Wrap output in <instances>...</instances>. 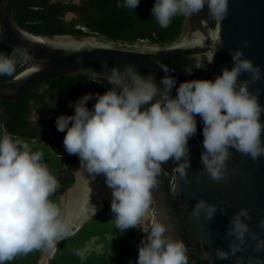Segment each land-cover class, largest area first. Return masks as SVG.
<instances>
[{
	"label": "clouds",
	"instance_id": "obj_1",
	"mask_svg": "<svg viewBox=\"0 0 264 264\" xmlns=\"http://www.w3.org/2000/svg\"><path fill=\"white\" fill-rule=\"evenodd\" d=\"M82 2L71 0L75 6ZM140 2L118 0V7L136 9ZM205 8L211 18L223 21L229 14L230 0H155L151 12L160 27L167 28L178 15L190 17ZM76 15L69 10L63 19L67 23ZM18 55L30 58L26 50H20ZM16 56L0 54V75L15 72ZM231 56L233 66L224 67L215 78L179 84L166 66L159 83L154 76L138 72L134 64L123 69L112 66L110 73L105 74L106 83L111 86L106 92L86 93L75 102L70 101L74 114H61L55 120L57 130L66 132L64 149L79 157L78 170L93 178L104 175L111 189L116 226L123 232L135 227L147 233L138 245V257L129 264H189L188 246L173 235L172 224L157 219L149 226V218L154 190L159 186L163 165L170 158L178 162L175 171L179 178L190 183L189 141L198 131L197 116L203 123L204 137L201 174L206 173L214 181L227 177L233 148L253 160L264 155L262 90L251 89L264 77V70L245 57L243 48L231 51ZM213 59L214 54L207 61L211 63ZM203 67L205 63L198 61L186 65L184 71L190 75ZM244 73L248 77L241 80ZM93 99L95 103L90 108L88 102ZM55 106L54 100L52 107ZM31 119L38 122V111ZM35 143L9 132L0 123V264L34 249L54 252L70 231L71 222L60 218V208L49 199L57 191L59 181L43 162V153L33 151L31 145ZM93 209L97 211L95 205ZM218 210H223L220 204L201 198L192 215L203 214L211 220ZM250 219L248 208L232 215L226 232V237L232 238L230 249L217 248L216 259L224 260L246 250L248 236L252 235ZM260 227L264 228V219ZM252 238L256 240L254 235ZM255 250L264 251V239L257 240ZM236 264H244L243 257H238ZM247 264L256 262L249 259Z\"/></svg>",
	"mask_w": 264,
	"mask_h": 264
},
{
	"label": "water",
	"instance_id": "obj_2",
	"mask_svg": "<svg viewBox=\"0 0 264 264\" xmlns=\"http://www.w3.org/2000/svg\"><path fill=\"white\" fill-rule=\"evenodd\" d=\"M0 25L3 26L0 42L18 51L26 50L30 57L12 78L0 80V99L14 102V110L1 122L3 124L14 117L24 93L41 82L60 76L105 79L112 66L123 69L131 63L141 74L154 76L157 83L166 74L165 66L177 77L178 84L191 79H212L222 74L224 67L233 66L231 51L239 48H243L245 57L264 70V0H230L229 14L223 21L211 18L207 8L185 17L183 33L168 45L149 40L130 43L93 33L36 34L17 22L12 0H0ZM213 54L214 59L209 63L207 60ZM198 61L204 62L205 67L194 69L190 75L184 71L186 65ZM247 77L248 74L244 73L240 79ZM258 88L262 90L260 101L264 104V77L251 86L252 91ZM172 94H176V88L172 89ZM197 120V134L189 141L191 166L187 179L190 183L179 178L175 171L178 162L170 158L163 165L159 186L154 190V215L171 223L173 235L185 241L189 264H236L238 257H243L244 264L249 259L264 264V251L255 250L257 240L264 239V228L260 227V221L264 219V155L253 160L233 148L227 162L229 175L219 181L212 180L200 172L204 167L201 161L204 137L199 116ZM17 136L28 141L38 142L40 139V135L35 138ZM78 176L76 182L66 189L68 199L78 187ZM201 198L220 204L223 210H218L211 220H206L203 214L193 216L192 209ZM102 207L98 201L96 212ZM241 208H248L251 213L248 223L252 235L248 236L246 250L224 260L216 259L217 248L230 249L232 238L226 237V232L232 215ZM96 212L89 211L72 224L68 235L77 232ZM64 214L65 209L60 217L62 220ZM55 251L47 249L41 264H48Z\"/></svg>",
	"mask_w": 264,
	"mask_h": 264
},
{
	"label": "trees",
	"instance_id": "obj_3",
	"mask_svg": "<svg viewBox=\"0 0 264 264\" xmlns=\"http://www.w3.org/2000/svg\"><path fill=\"white\" fill-rule=\"evenodd\" d=\"M12 2L17 22L22 28L36 34L93 33L108 39L130 43L149 40L168 45L183 33L185 16L182 15L175 17L167 28L160 27L151 12L155 0H141L136 9L118 7V0H83L79 6L73 5L71 0L68 3H65V0H57L55 4L51 3V0H12ZM69 10L76 12L78 17L66 23L63 17ZM78 28H85V30L80 31ZM13 53L17 54L18 61L15 72L12 75H0V80L12 78L26 63V59L19 57L17 49L0 42V54L12 56ZM93 81L105 83L97 84ZM47 82L50 90L57 94L61 106L68 96L79 98L86 93L103 94L111 87L105 79H93L88 76H60L49 79ZM31 99L42 102L44 95L32 88L21 96L16 114L4 123L9 132L35 138L37 129L32 127L27 119L28 103ZM0 107H3L5 113L0 116L1 123L11 116L14 102L0 99ZM60 114H62L61 111ZM65 135L66 133L57 141H51V149L48 145L38 142L32 144L39 148L38 150L43 153L44 157L52 158L53 163H58L51 173L57 177L59 186L57 191L49 197L57 205L59 203L58 191H65L74 183V176L67 169L62 170L67 174L66 178H62V173H57L60 159L53 153V151L64 152L62 144ZM43 138L51 140V134L46 129ZM109 234L114 236L110 241L112 253L107 256L89 255L81 259V248L84 241L94 235H98L99 240L104 241ZM137 257L135 244L130 239L128 231L120 230L113 217L107 211L101 210L84 223L74 235L60 240L57 252L48 264H129ZM29 259L27 255L22 254L18 259L5 261V264H25Z\"/></svg>",
	"mask_w": 264,
	"mask_h": 264
},
{
	"label": "flooded vegetation",
	"instance_id": "obj_4",
	"mask_svg": "<svg viewBox=\"0 0 264 264\" xmlns=\"http://www.w3.org/2000/svg\"><path fill=\"white\" fill-rule=\"evenodd\" d=\"M78 17V16H76ZM78 30L82 31V28H78ZM33 89H35L39 94L44 95V101L37 102L31 99L28 103L29 110L27 114V119L29 124L37 129V134L35 137L40 135V139L38 143L48 145L49 148H52L51 141H57L58 138L60 139L61 136L66 132H60L57 130V126L55 123L56 118L62 114L72 115L73 107H69V102H75L78 97L68 96L65 99V102L62 106L59 104L57 94L50 90V85L46 81L39 83ZM54 100L56 101V106H53ZM36 109L38 111V122H34L31 119L33 110ZM5 115L3 107H0V116ZM8 118V117H7ZM52 124V125H51ZM48 130L51 134V140L44 139V130ZM63 148H64V144ZM53 151V150H52ZM54 155L60 159V166L58 167L57 173H62V178H66L67 174L65 171L62 172L63 169H67L68 171L72 172L74 176V181L77 178L78 168L80 167V160L77 155H70L65 149L64 152H56L53 151ZM78 164V166H76ZM74 184V183H73ZM72 184V185H73Z\"/></svg>",
	"mask_w": 264,
	"mask_h": 264
},
{
	"label": "rangeland",
	"instance_id": "obj_5",
	"mask_svg": "<svg viewBox=\"0 0 264 264\" xmlns=\"http://www.w3.org/2000/svg\"><path fill=\"white\" fill-rule=\"evenodd\" d=\"M68 1H70V0H68ZM76 16H78V15H76ZM72 20H73V19H72ZM72 20H71V21H72ZM94 103H95V99L90 100V101L88 102V106L91 108V107L94 105ZM74 111H75V110H74V108H73V113H74ZM36 112H37L36 109H34L33 112H32V116H34V114H35ZM31 147H32L33 151H37V150L39 149L38 147H36V146H34V145H31ZM44 149H45V148H44ZM38 151H39V150H38ZM44 152H45V151H44ZM52 161H53L52 158H49V157H47V156H45L44 159H43V162L47 164V166H48V168H49V170H50L51 172L55 169V167H56L57 164H58V163H53ZM47 162H48V163H47ZM81 173H86V172H84L83 170H78L77 175H78V174H81ZM88 175H89V174H88ZM101 175H102V174H101ZM101 175H98V176H96L95 178H93L92 176H90V177H92V180H93L94 182H98V181L100 180V178H101ZM75 182H76V180L74 181V183H75ZM65 192H66V190H65V191H58V193H57L58 200H59V201H58V202H59V203H58V207L60 208L61 216H62V213H63V211H64V209H65V205H66V203L68 202V198L65 197ZM105 199H106V200H105ZM102 205H103V207H102L101 210H102V211H107V212L109 213V215H110L111 217L114 218V214L111 212V190H110V192L108 193L107 197L103 198V200H102ZM101 210H100V211H101ZM98 212H99V211H98ZM98 212H96V213H98ZM96 213H95V214H96ZM95 214L91 215L90 219H91ZM61 216H60V217H61ZM90 219H89V220H90ZM155 220H157V218H156L155 215H154V212H153V204H152V205H151V208H150L149 226H150L151 223L154 222ZM87 221H88V220H87ZM87 221H86V222H87ZM114 221H115V220H114ZM86 222H84V223H86ZM84 223H82V225H83ZM82 225H81V226H82ZM127 231H128V234H129L130 239L134 242V244H135V248H136L137 253H138V245L140 244L141 239H142L143 237H145V236L147 235V233H144V232L138 230V229L135 228V227H133V228H131V229H128ZM75 233H76V232H75ZM72 235H74V234L68 235V236H66V237H69V236H72ZM64 238H65V237H64ZM113 238H114V236L111 235V234H109V235L106 236V240L103 241V240H99L98 235L91 236L88 240H86V241L83 242V246H82V248H81V259H85V258H86L87 256H89V255H98V254H99V255H104V256L109 255V254L112 253V251H113L112 246H111V244H110V241H111ZM59 243H60V241H59ZM59 243H58V245H59ZM57 249H58V246H57ZM46 251H47V248H40V249H34V250H32L31 252L25 254V255H27L28 259H29V257H30V259H29L28 261H26L25 264H41L42 261H43V256H44V254H45ZM56 252H57V250L55 251L54 255L56 254ZM22 254H24V253H20V254L16 255L12 260L20 258ZM54 255H53V256H54ZM53 256H52V257H53ZM52 257H51V258H52ZM51 258L48 259V263H49V261L51 260Z\"/></svg>",
	"mask_w": 264,
	"mask_h": 264
},
{
	"label": "bare ground",
	"instance_id": "obj_6",
	"mask_svg": "<svg viewBox=\"0 0 264 264\" xmlns=\"http://www.w3.org/2000/svg\"><path fill=\"white\" fill-rule=\"evenodd\" d=\"M78 179V187L70 195L65 205L63 218V220L71 222V225L80 221L89 211H93V205L98 206V201L102 203L103 198L107 197L111 190L107 187L103 174L98 182H94L87 173L79 174Z\"/></svg>",
	"mask_w": 264,
	"mask_h": 264
},
{
	"label": "built area",
	"instance_id": "obj_7",
	"mask_svg": "<svg viewBox=\"0 0 264 264\" xmlns=\"http://www.w3.org/2000/svg\"><path fill=\"white\" fill-rule=\"evenodd\" d=\"M83 30H85V28H82Z\"/></svg>",
	"mask_w": 264,
	"mask_h": 264
}]
</instances>
